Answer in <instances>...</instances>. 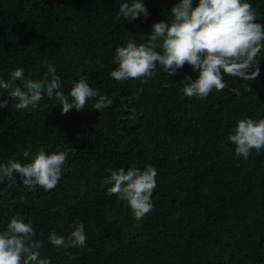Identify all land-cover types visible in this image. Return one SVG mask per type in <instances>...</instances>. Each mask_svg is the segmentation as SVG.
Wrapping results in <instances>:
<instances>
[{"label": "trees", "instance_id": "trees-1", "mask_svg": "<svg viewBox=\"0 0 264 264\" xmlns=\"http://www.w3.org/2000/svg\"><path fill=\"white\" fill-rule=\"evenodd\" d=\"M123 2L0 0V79L17 68L43 79L54 66L65 94L84 76L113 101L102 112L90 100L65 114L54 98L17 110L0 94L8 101L0 163L29 162L41 147L68 153L54 190L0 184V232L14 216L31 220L41 258L52 264H264V149L244 160L227 139L239 120L264 119V50L256 79L225 75L224 90L203 100L180 90L186 76L199 75L188 64L171 77L157 66L152 78L118 82L110 75L115 49L147 42L153 23L171 22L178 0H142L148 15L131 22L119 15ZM247 2L264 25V0ZM149 164L158 173L153 210L138 224L102 180ZM77 222L85 247L66 252L50 243V233L67 237Z\"/></svg>", "mask_w": 264, "mask_h": 264}, {"label": "clouds", "instance_id": "clouds-1", "mask_svg": "<svg viewBox=\"0 0 264 264\" xmlns=\"http://www.w3.org/2000/svg\"><path fill=\"white\" fill-rule=\"evenodd\" d=\"M118 12L129 22L148 15L142 0H124ZM259 15L247 0H198L195 5L193 0H178L171 9V22L153 23L147 42L138 45L128 40L125 46L115 49L113 63L117 67L111 71V78L118 82L152 78L157 66L171 77L188 64L199 75L196 79L186 76L180 90L186 97L201 100L213 89L224 90L225 75L254 80L260 73L257 57L264 50V25L257 22ZM60 89L61 79L54 66L47 68L43 79L26 78L23 68L12 71L7 81L0 79V94L7 92L17 110L36 109L45 96L59 101L65 114L73 108L77 111L87 108L90 100L94 101L91 108L100 112L113 102L90 87L84 76L73 83L67 94ZM7 105V100H0V108ZM227 139L234 145L236 157L249 159L253 150L264 149V119L239 120ZM23 155L29 157L30 150H25ZM67 158L65 151L46 153L41 147L29 162L9 159L0 163V184L7 181L12 186L19 182L33 190H54ZM157 174L150 164L143 170L120 168L104 177L102 184L109 185L107 195L125 202L139 224L153 210ZM36 235L31 220L25 222L19 216L12 217L6 230L0 232V264H52L50 258H41L43 243ZM48 240L66 252L83 248L87 243L84 224L77 222L67 237L52 232ZM68 255L75 258L70 252Z\"/></svg>", "mask_w": 264, "mask_h": 264}]
</instances>
